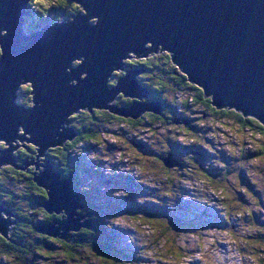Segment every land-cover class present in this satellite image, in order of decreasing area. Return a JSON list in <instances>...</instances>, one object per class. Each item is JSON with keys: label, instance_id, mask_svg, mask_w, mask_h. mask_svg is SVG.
<instances>
[{"label": "water", "instance_id": "1", "mask_svg": "<svg viewBox=\"0 0 264 264\" xmlns=\"http://www.w3.org/2000/svg\"><path fill=\"white\" fill-rule=\"evenodd\" d=\"M31 1L0 0V141L8 145L0 149V167L44 168L33 172L49 195L41 206L66 218L37 224L40 233L73 244L77 239L70 231L94 226L85 220L91 214L78 212L86 205L73 189L75 176H62L48 156L51 147L78 136L65 126L71 114L161 113L160 102L143 100L149 89L138 80L142 70L126 69L110 86L114 70L125 68L123 60L131 54L168 53L216 108L236 109L264 124V0H71L85 13L27 32ZM25 84L32 87V107L18 103ZM121 94L136 99L129 106L111 105ZM17 140L22 147L28 148L23 141L38 147L36 159L19 162L13 153ZM43 156L45 164L38 160ZM173 159L165 163L176 164ZM13 214L0 200V234L7 239L18 220Z\"/></svg>", "mask_w": 264, "mask_h": 264}, {"label": "rangeland", "instance_id": "2", "mask_svg": "<svg viewBox=\"0 0 264 264\" xmlns=\"http://www.w3.org/2000/svg\"><path fill=\"white\" fill-rule=\"evenodd\" d=\"M40 1L49 3L50 0ZM34 15L41 17L39 12ZM56 17L53 19L57 20L51 23L44 19L42 25L72 18ZM91 22L96 23V19ZM147 45L151 46L150 43ZM163 53L166 52H154L148 57ZM131 57L123 60L125 68L114 70L113 74L125 76L124 70L131 69L127 65L130 60L145 58H136L134 54ZM111 80H114V76ZM23 97L19 93V104H22ZM167 97L170 101L168 108H165L168 122L155 120L153 116L145 125L138 127L120 126L112 122L99 140L80 141L72 148L73 159L69 165L78 175L79 185L86 192L87 199L93 201V211L87 212L91 215L86 216L85 220L92 221V217L100 213L98 208L101 209L99 221L102 224H97L98 235L102 240L109 239L107 243L102 242L104 245L109 243L118 253L130 255V258L122 260V264H264V231H261L264 229V156L259 158L255 155L261 142L259 137H252L248 130H239L235 123L220 122L200 100H190L184 104L187 95L179 92ZM31 98H25L28 102L25 106L32 107ZM116 100L110 104L117 105ZM118 106L127 105L123 103ZM73 114L69 117H73ZM74 122L80 123V120H73L65 126L73 127ZM16 144L20 147L13 153L18 157L16 152L22 148V143L17 140L14 147ZM23 144L28 146L32 143L23 141ZM163 145L169 149H164ZM0 149H8V145L0 141ZM36 153L37 150L34 151ZM34 154L29 161L36 159ZM157 155L164 161L174 158L178 164L165 166L155 159ZM38 160L45 164L42 161L45 160L44 156ZM4 168V165L0 167V183L4 186L0 194L4 196L1 198L3 201H8L9 192H15L16 183L9 178L11 174L8 171L2 172ZM29 168L38 173L44 170L42 166H39V170L32 165ZM213 180L218 182L214 184ZM23 184L20 187L29 191L27 184ZM250 191L255 193L258 200L252 198ZM17 198L15 205L20 211L35 214L36 224L45 221L41 212H32V205ZM85 205V208L78 210L83 215L88 210V204ZM13 212L15 216L16 211ZM156 212L168 215H159L158 219L149 221L145 213ZM224 212L230 215L229 220L225 219ZM62 214L66 218L65 213ZM21 220L11 224L10 228L24 226L25 220ZM169 220L182 225L179 229L169 230ZM23 226H19V229ZM160 230H165L166 235H162ZM78 232L70 231L72 235ZM18 234L25 242L33 238V246L52 253L47 256L38 252L29 253L20 258L22 263L107 264L94 252L80 247L78 242L73 243L77 246L74 248L76 262H71L63 257L61 244L45 243L38 236H31L30 239L23 232ZM8 238L16 241L12 231ZM87 239L83 246H89L88 243L97 238L88 236ZM96 243L101 244L100 240H96ZM19 245L28 246L23 242ZM46 246H54V249L49 251ZM0 264L14 263L12 258L0 255Z\"/></svg>", "mask_w": 264, "mask_h": 264}, {"label": "trees", "instance_id": "3", "mask_svg": "<svg viewBox=\"0 0 264 264\" xmlns=\"http://www.w3.org/2000/svg\"><path fill=\"white\" fill-rule=\"evenodd\" d=\"M49 1V0H48ZM76 3H72L71 0H50L49 3H46L44 1H38V0H32L31 5V12L30 16L26 18L27 24H26V30L27 32H31L33 30L39 29L42 26V21L44 19L51 23L54 22L57 19H53L56 16L58 18L63 17V19H67L70 16H73L76 14L79 9L75 5ZM39 12L41 14V17L38 19L34 18V13ZM57 18V17H56ZM51 21V22H50ZM1 50V48H0ZM1 53V51H0ZM130 67L135 66V68L142 70V72L138 75V80L140 83L144 86H146L149 89L148 97H144L143 100L146 101H158L162 104V111L161 113H155V112H146L142 113L138 118L128 117L124 118L121 116H118L117 114H113L109 112V110H98L95 109L93 113L82 110L79 113L75 114L72 119L73 120H80V123L74 122L73 127L78 131V136L74 140H68L65 142L63 146H59L57 148H52L48 150V156L51 158L52 162L56 165V167L61 171L62 176L67 177L71 174L75 175V191L80 193L83 196V203L88 204L87 212L93 211L92 205L93 201L87 199L86 192L82 190L80 187V179L77 177L74 168L69 165L70 162H72V154L71 150L75 145H77L80 141H96L99 140V137L103 135V133H106V128L109 127L110 123H117L120 126H131V127H138L141 125H145L150 117H154L155 120L159 121H166L167 118V109L170 105V101L168 100L167 96H170L172 93L179 92L180 94L187 95V100L184 101V104H187L190 100H200L202 104L207 108V110L210 112V114L214 115L220 122H232L235 123L238 126L239 130H248L250 131V135L252 137H259L260 143L257 146V150L255 152V155L259 158L264 156V124L260 122L257 118L254 117H246L243 115V113L237 111L236 109H218L216 108L212 102L211 98H207L204 95V92L201 88L196 86L195 84H192L188 81L187 76L183 74L180 69L172 62L171 56L168 53H163L160 56H153L144 58L140 61L136 60H130L128 64ZM126 70H124V73ZM123 74V73H122ZM115 79L110 80V86L112 87L118 79L121 77L117 73H115ZM31 86L27 85L24 87H21L20 92L24 95L23 105H27L26 97H31ZM32 99V98H31ZM134 102V100H131L130 98L125 99L123 95H119L116 100L117 105H122L123 103L127 106L131 105ZM152 113V115H151ZM184 118V117H183ZM168 122V121H166ZM163 148L168 150L169 147L163 145ZM36 146L30 144L28 145V148L22 147L20 150L16 152L19 158V162H23L31 158L33 156L34 151L36 150ZM156 160L162 161V163L166 166L165 161L162 159L161 156H156ZM75 164V163H74ZM11 174L9 178L16 183L15 192L10 193L8 201H3L1 198L4 197L2 194H0V200L4 204L11 207L12 210L16 211V214L18 216V221H24L25 225H16L12 229V236L16 238V241H12L10 239H7L3 237L0 234V255L4 258H12L14 264H21L20 258H24L26 254L38 252L40 255H51V252H45L38 246H33L35 244L34 239L31 236H38L40 239L44 240L43 242L49 243V242H57L61 244V252L63 254V257L66 260H70L71 262H76L77 257L75 256L74 248L77 246H74L73 244H68L64 240L60 238H56L53 236H49L44 233H40L36 228V223L34 221L35 214H31L29 211L26 213L25 211H20L15 203L16 200L19 197L20 199H24L27 201L31 207V211L34 213L41 212L44 217L45 221H42V223H51L53 220L60 221L61 218H64L63 214H57V213H49L47 209L43 206H41L42 202H45L47 198L49 197L48 192L37 185L33 179V172L30 168L27 170H19L14 167H5L2 172H6ZM21 171V172H19ZM190 171V170H189ZM224 176L226 177L227 174L224 173ZM224 177V179H225ZM223 179V180H224ZM214 184H216L218 181L213 180ZM27 184L26 191L23 189V187H20V184ZM23 184V186H24ZM4 186L0 183V193L3 192ZM21 189V190H19ZM252 198L256 197L255 193L251 192ZM247 194V193H246ZM248 195V194H247ZM258 200V198H255ZM96 204V203H95ZM240 205V204H239ZM35 206V207H34ZM100 206V205H99ZM94 208L96 209L95 205ZM100 211L99 215L95 214L93 216V222L94 226L93 228H81L78 233L74 234L78 245L83 247L87 251L94 252L98 258L102 261L106 262L107 264H122V260H126V258H130V255L123 254L121 252H117V249L112 248L109 246V243L104 245V242H109L108 240H102L100 238L98 226L97 224H102L99 221L100 214L102 213L101 209L98 208ZM230 210V209H229ZM97 211V210H96ZM231 211V210H230ZM249 215L251 214L249 210L246 211ZM225 219L229 220L230 215L227 212H224ZM147 219L149 221H153L154 219H158V216H167L165 213L156 212V214H147L145 213ZM157 215V217H156ZM160 216V217H161ZM145 217V216H144ZM142 218V217H141ZM167 218V217H166ZM164 220V219H163ZM142 221V220H141ZM228 222V221H227ZM41 224V223H39ZM180 225H182L180 222L176 221H170L168 223V229H179ZM19 226H23V228L19 229ZM19 229V230H18ZM20 231V232H19ZM25 233L27 237H29L31 240L28 242H25L23 238L19 237L18 233ZM162 235H166V231L160 230ZM87 236V237H86ZM89 238H97L96 240H100L101 244L96 243V240L94 239L92 241H88L89 246H83L85 243H87V239ZM28 238V239H29ZM27 239V240H28ZM24 243L28 246L19 245V243ZM103 242V243H102ZM91 243V244H90ZM47 250L52 251L54 249V246H46ZM113 250V251H111ZM181 250V249H180ZM119 251V250H118ZM45 252V254L43 253ZM119 254V255H117ZM120 254L122 256H120ZM171 254L173 252L171 251ZM47 256V255H46ZM27 264V263H22ZM87 264V263H85Z\"/></svg>", "mask_w": 264, "mask_h": 264}, {"label": "bare ground", "instance_id": "4", "mask_svg": "<svg viewBox=\"0 0 264 264\" xmlns=\"http://www.w3.org/2000/svg\"><path fill=\"white\" fill-rule=\"evenodd\" d=\"M83 13H85V10L82 11ZM73 17V16H72ZM70 19V18H69ZM4 32V31H3ZM79 61V60H76ZM80 62V61H79ZM45 157V156H44ZM40 158V157H39ZM176 164H178L177 162H175Z\"/></svg>", "mask_w": 264, "mask_h": 264}, {"label": "snow or ice", "instance_id": "5", "mask_svg": "<svg viewBox=\"0 0 264 264\" xmlns=\"http://www.w3.org/2000/svg\"><path fill=\"white\" fill-rule=\"evenodd\" d=\"M77 7H79V5H77ZM0 51H2V50H0ZM261 231H264V229H261Z\"/></svg>", "mask_w": 264, "mask_h": 264}, {"label": "flooded vegetation", "instance_id": "6", "mask_svg": "<svg viewBox=\"0 0 264 264\" xmlns=\"http://www.w3.org/2000/svg\"><path fill=\"white\" fill-rule=\"evenodd\" d=\"M131 67H133V68H135V66H131ZM116 77H115V75H114V79H115Z\"/></svg>", "mask_w": 264, "mask_h": 264}]
</instances>
